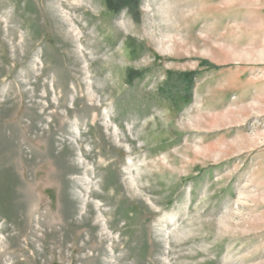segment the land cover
Masks as SVG:
<instances>
[{
    "label": "rangeland",
    "instance_id": "1",
    "mask_svg": "<svg viewBox=\"0 0 264 264\" xmlns=\"http://www.w3.org/2000/svg\"><path fill=\"white\" fill-rule=\"evenodd\" d=\"M133 6L0 0V264H264V0Z\"/></svg>",
    "mask_w": 264,
    "mask_h": 264
},
{
    "label": "trees",
    "instance_id": "2",
    "mask_svg": "<svg viewBox=\"0 0 264 264\" xmlns=\"http://www.w3.org/2000/svg\"><path fill=\"white\" fill-rule=\"evenodd\" d=\"M105 1L107 8L109 10H112L113 12H119L121 9L125 7L128 9V11H132L134 8L133 5H135V0H105ZM128 77L130 81L134 78L131 73H129ZM190 77L191 76L188 75H182V78L184 80H187L183 83L189 84L188 80H190Z\"/></svg>",
    "mask_w": 264,
    "mask_h": 264
},
{
    "label": "bare ground",
    "instance_id": "3",
    "mask_svg": "<svg viewBox=\"0 0 264 264\" xmlns=\"http://www.w3.org/2000/svg\"><path fill=\"white\" fill-rule=\"evenodd\" d=\"M175 43V42H174ZM174 43H173V45H174Z\"/></svg>",
    "mask_w": 264,
    "mask_h": 264
}]
</instances>
